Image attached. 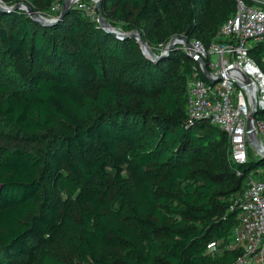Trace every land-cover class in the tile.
I'll list each match as a JSON object with an SVG mask.
<instances>
[{"label": "trees", "instance_id": "obj_1", "mask_svg": "<svg viewBox=\"0 0 264 264\" xmlns=\"http://www.w3.org/2000/svg\"><path fill=\"white\" fill-rule=\"evenodd\" d=\"M0 1L42 13L56 2ZM101 6L158 54L173 35L215 40L236 0ZM84 12L71 6L45 24L0 9V120L41 143L0 148V264H76L72 252L82 264H233L239 249L211 257L206 244L230 239L232 198L264 154L248 149L236 162L224 130L188 119L186 82L198 65L180 43L149 59L136 38ZM263 47L249 46L262 71Z\"/></svg>", "mask_w": 264, "mask_h": 264}, {"label": "built area", "instance_id": "obj_2", "mask_svg": "<svg viewBox=\"0 0 264 264\" xmlns=\"http://www.w3.org/2000/svg\"><path fill=\"white\" fill-rule=\"evenodd\" d=\"M77 7L86 13L94 8L82 0ZM59 9L54 2L52 11ZM53 18V16H51ZM184 46L183 41L179 42ZM191 50L202 58L208 69L204 76L197 63L186 82L185 111L188 119L207 120L227 133L230 157L245 162L248 148L260 154L246 135V120L252 107L264 109V71L249 55L251 44H264V0H236L234 13L219 27L216 39L207 45L198 39L188 40ZM217 54L215 62L210 55ZM202 74V76H201ZM220 76L211 83L209 79ZM250 120L264 150V120ZM257 168L247 172L242 192L232 198L236 209V224L230 239L207 242L205 253L214 257L226 249H239L241 254L233 264H264V176Z\"/></svg>", "mask_w": 264, "mask_h": 264}, {"label": "water", "instance_id": "obj_3", "mask_svg": "<svg viewBox=\"0 0 264 264\" xmlns=\"http://www.w3.org/2000/svg\"><path fill=\"white\" fill-rule=\"evenodd\" d=\"M101 1L102 0H95V3H94V8L97 11V21L101 27L105 28L107 31L112 32L113 34H115L117 36H123V37L129 36V37L136 38V40L140 44V47L142 49L143 54L146 57H148L149 59H153V60L160 59V58L164 57V55L167 54L172 49L173 45H175L176 43H179L180 41H183L184 46H182V48L185 50V52L193 60H195L196 62H198L201 65L204 76L208 78V69L205 65L204 60L202 58H200L197 54H195L191 50L189 43H188V40L186 39V37L183 34L173 35L169 39V41H168L167 45L165 46L163 52H160L157 54L154 51H152V49L149 47L147 42L142 38V36L138 30H132V31H129L127 33L120 32V31L116 30L115 27H113L104 17L102 10H101ZM72 2L69 0H64L58 14L56 16H54L53 18L43 17L42 15H40L39 13L34 11L28 3H24V2H19V3L12 4V5H6L0 1V9L9 11V10H14L16 8L25 6L24 8L27 10L28 14L33 19H36V20L40 21L41 23L52 24V23H55L57 20L61 19L65 15L67 10L71 7ZM219 79H220V76H217L214 79H209V81L211 83H214V82L218 81ZM256 113H257V109L255 106H253L252 110L249 113V116L246 120V135L248 136L249 143L254 147H258L259 150L261 151V153L264 154V150L258 146L259 138L255 134L252 126L250 125V120L255 116Z\"/></svg>", "mask_w": 264, "mask_h": 264}, {"label": "rangeland", "instance_id": "obj_4", "mask_svg": "<svg viewBox=\"0 0 264 264\" xmlns=\"http://www.w3.org/2000/svg\"><path fill=\"white\" fill-rule=\"evenodd\" d=\"M63 1L64 0H56V3L59 4V9L58 10H60ZM76 1H78V0L73 1L71 6H75L76 5ZM82 1L86 2L87 4L91 5L94 8L95 0H82ZM19 2L20 1H16L13 4L19 3ZM101 5H102V1H101ZM51 6H49L48 11L46 13H42V12L36 11V10H34L32 8V6H30V7L34 11H36L37 13H39L40 15H42L43 17L51 18V14H53V12H54V11L51 10ZM24 7L25 6L19 7V8L20 9H23V10H25L27 12V10ZM101 10H102V6H101ZM84 14L87 15V16H89V17H94L97 20V11L95 10V8H94V11H92L90 13L84 12ZM115 29L118 30V31H120V32H122L120 30V28H115ZM168 41L169 40H167L165 43H162V45L158 46L160 52H163V50H164L165 46L167 45ZM260 57H261L262 60H264V47L262 49V52L260 54ZM210 58L212 59L213 62H215L216 59H217V54L212 53L210 55ZM256 117H258V114L256 115ZM2 146L37 148V147H40L41 146V143L35 137H28V138L22 137L19 133H17L14 130H12L11 127L8 124H6L5 122H3V121L0 120V148ZM248 149H250V148H248ZM252 152H253V150H252ZM259 166L264 168V165H259ZM124 175L125 176H128V173L125 171L124 172ZM78 208H79L78 205H76L75 203L70 202V212L71 213H74L75 214L77 212ZM72 257L75 260L76 264H82L79 260H77L75 254L73 252H72Z\"/></svg>", "mask_w": 264, "mask_h": 264}, {"label": "crops", "instance_id": "obj_5", "mask_svg": "<svg viewBox=\"0 0 264 264\" xmlns=\"http://www.w3.org/2000/svg\"><path fill=\"white\" fill-rule=\"evenodd\" d=\"M260 172H259V177H263L264 176V168L263 167H259L257 168Z\"/></svg>", "mask_w": 264, "mask_h": 264}, {"label": "bare ground", "instance_id": "obj_6", "mask_svg": "<svg viewBox=\"0 0 264 264\" xmlns=\"http://www.w3.org/2000/svg\"><path fill=\"white\" fill-rule=\"evenodd\" d=\"M69 1H71V2H72V1H75V0H69Z\"/></svg>", "mask_w": 264, "mask_h": 264}]
</instances>
